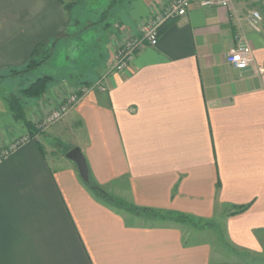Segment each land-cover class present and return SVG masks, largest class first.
I'll return each mask as SVG.
<instances>
[{"label": "crops", "instance_id": "obj_1", "mask_svg": "<svg viewBox=\"0 0 264 264\" xmlns=\"http://www.w3.org/2000/svg\"><path fill=\"white\" fill-rule=\"evenodd\" d=\"M169 2L114 4L94 74L79 85L66 81L77 73L62 74L65 86L49 75L50 98L31 102L27 111L43 116L70 89L102 77L106 87L84 92L0 160V264H264V0L192 3L160 26L154 45L110 71L123 34L139 35ZM70 15L60 0H0V69H23L40 41L76 36L82 28H70ZM241 44L254 62L236 69L225 55ZM48 130L70 133L69 147H80L112 200L96 197L72 161L50 156L38 139ZM24 133L14 118L3 124L0 151ZM223 216L221 240L209 230Z\"/></svg>", "mask_w": 264, "mask_h": 264}, {"label": "rangeland", "instance_id": "obj_2", "mask_svg": "<svg viewBox=\"0 0 264 264\" xmlns=\"http://www.w3.org/2000/svg\"><path fill=\"white\" fill-rule=\"evenodd\" d=\"M69 1L70 0H68V2ZM122 1L123 0L120 1L117 0L115 2V6L121 7ZM111 2L112 0H78L73 7L67 9L68 12L72 13V15H70L71 18L68 21V23L71 26L70 28L73 27V24L76 26L78 25L79 29L82 28L81 31L76 33L77 34L76 36L70 33L69 36L60 38V41L58 43H57L58 41L57 38H55L56 41L54 40L53 43L49 45H45L46 48L43 46L40 52L36 55V59L43 58L45 54L48 55L49 57L46 60L42 61L36 67L28 70L27 71L28 73L21 72V74L24 73L23 75H21L20 73H15L14 72L15 69L20 70L18 69L19 68L18 66L11 67L14 68L13 70L10 67L8 68L5 67L0 69V129L2 128L3 124L5 126V125H10L11 122L13 123V116L10 112L7 101L8 97L11 94L19 95V90L21 88L26 87L37 77L44 75H51V76L53 75L55 81L58 84H64L65 86L66 81L70 83L71 81L70 79L74 80V82L71 81V83L73 84H77V85L82 84L83 82H81V80L83 79L87 80L86 79L87 76L94 74V72L97 70V69L95 70V68L97 67V65H100L103 58V53H104L103 45L107 40V32L109 30V26H107V24H110L113 18L112 12L109 11H112L115 6L113 7L111 6L112 8L108 7ZM123 5L124 4H122V6ZM88 21H91L92 25H89ZM92 63H94L95 66ZM69 72L77 73L80 76L76 78L66 77V79H68L69 81L68 80L64 81L65 79L64 78L62 79L61 77L62 74H66ZM59 74L60 77H55L58 76ZM50 86H53V84H51V81L48 83V86L44 91V93L39 97L23 96L21 98L22 104L24 106V111H25L24 113L28 121L34 126H36V123L38 122L40 123L43 116H45L48 112L52 111L53 107L56 108L57 105H59L58 103L66 98L65 96L66 94H64L63 96L62 95L59 96V99H57L54 102L55 103L54 106L48 109L45 112L46 114L44 113L43 116L41 115L38 116L37 112L34 113L33 111L32 112L27 111L28 109L31 110L32 101L33 104L34 101L35 102L40 101L41 103H44V100H47L48 97L50 98L48 92ZM17 121L22 123L19 120ZM50 125L48 126L50 127ZM68 134L69 135H66L64 138L59 139V138H53L52 131H49L47 134L38 135V139L41 145L48 150L50 156L57 154L62 161H70L65 157L66 149L69 148V146H71L68 140L69 137H67L70 136V133L68 132ZM47 136H49V139L46 138ZM51 149H53V151L55 152L50 153ZM212 223H213V227L210 230L209 229L208 230L214 231L215 233H217V236L220 238L219 232L223 233L225 230L224 216L221 218L220 217L214 218ZM232 256L235 258L233 260L236 261L239 257V254L235 253L232 254ZM248 257L249 259L254 258V256H248ZM242 261H243L242 259H239L238 264H242Z\"/></svg>", "mask_w": 264, "mask_h": 264}, {"label": "built area", "instance_id": "obj_3", "mask_svg": "<svg viewBox=\"0 0 264 264\" xmlns=\"http://www.w3.org/2000/svg\"><path fill=\"white\" fill-rule=\"evenodd\" d=\"M231 1L170 0L166 6L154 10L151 16L141 24L138 28L140 30L139 35H132L126 32L123 34L121 41L112 49V57L109 61L110 71H121L125 69L144 45H154L157 42L160 25L171 17L184 15L192 3H198L201 6L217 5L228 7ZM260 20V13L254 10L251 12L248 22L252 28L257 29ZM225 59L236 69H244L254 62L252 49L247 44L231 47L226 53ZM94 88L100 90L106 89L103 84V77L89 85H81L80 87L70 89L65 95L66 98L61 100L56 108L53 107L54 109L52 108V111L47 114L45 113L46 115L43 116L41 122H38L39 124L36 123L35 127L38 130H43L48 125L61 120L77 104L84 92ZM32 137H36V135L30 136L28 133H24L13 140L7 147H4L0 151V160Z\"/></svg>", "mask_w": 264, "mask_h": 264}, {"label": "trees", "instance_id": "obj_4", "mask_svg": "<svg viewBox=\"0 0 264 264\" xmlns=\"http://www.w3.org/2000/svg\"><path fill=\"white\" fill-rule=\"evenodd\" d=\"M63 3V6L66 9H70L73 7V5L77 2V0H60ZM117 0H112L109 8L115 4ZM160 29V28H159ZM45 42L40 41L38 42L32 49V51L29 53V56L27 58L26 64L23 69L17 70L15 69V73H21L26 72L37 65H39L42 61L46 60L49 56L44 55L43 58L36 59V55L40 52L41 48L45 47ZM46 48V47H45ZM52 80V77L49 75L39 76L35 80H33L31 83H29L26 87L21 88L19 90V95L11 94L8 97V106L10 109V112L15 120H19L23 123L27 133L30 136L36 135V131L38 130L33 124H31L24 111V106L22 104L21 98L23 96H33V97H39L44 93L46 90L48 83ZM39 131V130H38ZM71 147L67 148L70 149ZM85 186L98 198L104 199V200H112V197L108 195V193L93 179L92 175L89 172V180L87 182L84 181ZM247 208V206H241L237 207L232 213H238L242 212ZM137 209V208H136ZM141 210H144L146 212H153L151 209L148 208H142Z\"/></svg>", "mask_w": 264, "mask_h": 264}, {"label": "water", "instance_id": "obj_5", "mask_svg": "<svg viewBox=\"0 0 264 264\" xmlns=\"http://www.w3.org/2000/svg\"><path fill=\"white\" fill-rule=\"evenodd\" d=\"M65 157L76 165L80 178L87 182L89 180V169L80 147L72 146L65 152Z\"/></svg>", "mask_w": 264, "mask_h": 264}]
</instances>
